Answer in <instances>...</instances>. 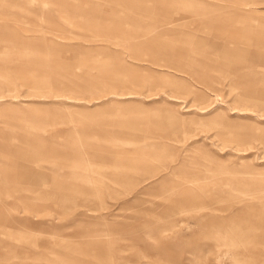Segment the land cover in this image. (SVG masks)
I'll return each instance as SVG.
<instances>
[{"label":"rangeland","instance_id":"rangeland-1","mask_svg":"<svg viewBox=\"0 0 264 264\" xmlns=\"http://www.w3.org/2000/svg\"><path fill=\"white\" fill-rule=\"evenodd\" d=\"M0 264H264V0H0Z\"/></svg>","mask_w":264,"mask_h":264}]
</instances>
